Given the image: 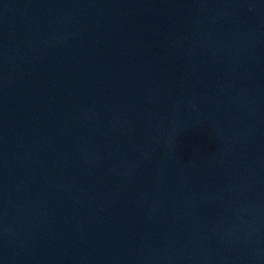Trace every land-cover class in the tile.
Masks as SVG:
<instances>
[{
    "label": "water",
    "instance_id": "obj_1",
    "mask_svg": "<svg viewBox=\"0 0 264 264\" xmlns=\"http://www.w3.org/2000/svg\"><path fill=\"white\" fill-rule=\"evenodd\" d=\"M0 264H264V0H0Z\"/></svg>",
    "mask_w": 264,
    "mask_h": 264
}]
</instances>
